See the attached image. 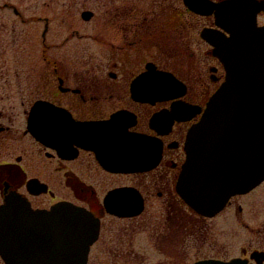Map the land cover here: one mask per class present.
I'll list each match as a JSON object with an SVG mask.
<instances>
[{
	"label": "flooded vegetation",
	"instance_id": "flooded-vegetation-1",
	"mask_svg": "<svg viewBox=\"0 0 264 264\" xmlns=\"http://www.w3.org/2000/svg\"><path fill=\"white\" fill-rule=\"evenodd\" d=\"M237 3L245 30L250 22L264 28V0ZM100 6L83 20L85 32L63 42H96L97 58L52 57L59 45L44 43L33 69L22 59L16 80L0 78V207L16 192L35 211L68 203L89 212L98 235L87 264H264V181L214 215L192 208L178 188L188 133L227 76L202 37L204 29L225 32L218 11L201 15L186 0ZM36 21L50 27L49 19ZM153 70L176 78L172 97L140 83ZM38 104L39 127L57 124L65 138L44 142L29 130Z\"/></svg>",
	"mask_w": 264,
	"mask_h": 264
},
{
	"label": "water",
	"instance_id": "water-1",
	"mask_svg": "<svg viewBox=\"0 0 264 264\" xmlns=\"http://www.w3.org/2000/svg\"><path fill=\"white\" fill-rule=\"evenodd\" d=\"M238 1L217 6L186 0L197 13L217 9L218 25L232 27L231 38L210 29L202 33L215 47L227 78L201 121L189 131L187 161L178 185L185 201L203 215L215 214L230 197L249 192L264 180V28H256L254 22L243 28ZM91 16V12L82 14L85 20ZM246 58L252 66H246ZM153 77V89L172 82L165 74ZM38 111L32 112L29 130L47 141L56 128H38L42 120ZM97 235L94 216L69 204H58L49 212L34 211L14 192L0 207V255L6 264H86Z\"/></svg>",
	"mask_w": 264,
	"mask_h": 264
},
{
	"label": "rangeland",
	"instance_id": "rangeland-1",
	"mask_svg": "<svg viewBox=\"0 0 264 264\" xmlns=\"http://www.w3.org/2000/svg\"><path fill=\"white\" fill-rule=\"evenodd\" d=\"M101 0H0V78L16 80L21 73L22 59H25L26 69H33L35 63L42 57L44 48L42 33L44 22H37L41 18L49 19L50 27L47 34V44L59 45L54 48L52 57H98L96 42L74 39L63 44L67 37L78 30L85 32L86 26L81 13L85 10L99 12ZM7 5V7H5ZM14 8L30 22L22 23L14 12ZM95 25L87 24V26ZM90 31V30H89ZM94 36L95 32L90 31ZM76 61V60H73ZM24 73H29L25 71ZM10 83V81H9ZM10 89L13 87L7 86ZM226 215H224L225 217ZM219 219L216 220V222ZM232 233L241 235L240 227L234 226ZM193 262L189 259L188 264Z\"/></svg>",
	"mask_w": 264,
	"mask_h": 264
},
{
	"label": "bare ground",
	"instance_id": "bare-ground-1",
	"mask_svg": "<svg viewBox=\"0 0 264 264\" xmlns=\"http://www.w3.org/2000/svg\"><path fill=\"white\" fill-rule=\"evenodd\" d=\"M245 62H246V66H247V67L252 66V65H251V61H249L247 58H246V61H245ZM249 69H250V68H247L248 71H249Z\"/></svg>",
	"mask_w": 264,
	"mask_h": 264
}]
</instances>
